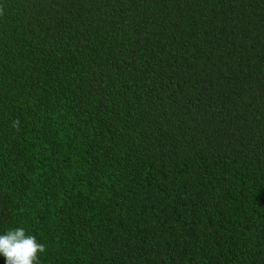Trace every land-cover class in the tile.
Returning a JSON list of instances; mask_svg holds the SVG:
<instances>
[{"label":"trees","instance_id":"16d2710c","mask_svg":"<svg viewBox=\"0 0 264 264\" xmlns=\"http://www.w3.org/2000/svg\"><path fill=\"white\" fill-rule=\"evenodd\" d=\"M16 228L34 264H264V0H0Z\"/></svg>","mask_w":264,"mask_h":264},{"label":"clouds","instance_id":"9594fccd","mask_svg":"<svg viewBox=\"0 0 264 264\" xmlns=\"http://www.w3.org/2000/svg\"><path fill=\"white\" fill-rule=\"evenodd\" d=\"M44 251L45 246L37 243L34 236H26L22 228L0 235V254L5 257V264H34L37 254Z\"/></svg>","mask_w":264,"mask_h":264}]
</instances>
